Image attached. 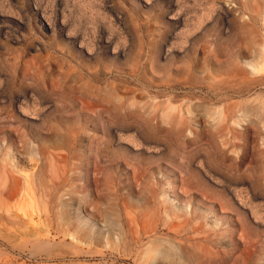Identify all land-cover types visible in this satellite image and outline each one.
<instances>
[{
  "label": "rangeland",
  "instance_id": "374dc122",
  "mask_svg": "<svg viewBox=\"0 0 264 264\" xmlns=\"http://www.w3.org/2000/svg\"><path fill=\"white\" fill-rule=\"evenodd\" d=\"M0 166V264H264V0H0Z\"/></svg>",
  "mask_w": 264,
  "mask_h": 264
},
{
  "label": "bare ground",
  "instance_id": "6f19581e",
  "mask_svg": "<svg viewBox=\"0 0 264 264\" xmlns=\"http://www.w3.org/2000/svg\"><path fill=\"white\" fill-rule=\"evenodd\" d=\"M16 97H17V96H16ZM108 124H109V123H108ZM0 167H1V166H0ZM52 167H53V166H52ZM223 175H224V174H223ZM14 178H15V177H14ZM14 178H13V179H14ZM224 179H225V178H224ZM227 181H228V180H227ZM26 182H27V181H26ZM229 183H230V181H229ZM231 183H232V182H231ZM27 184H28V182H27ZM27 184H26V185H27ZM230 187H231V186H230ZM228 188H229V187H228ZM7 213H8V212H7ZM22 215H23V214H22ZM15 218H16V217H15ZM49 225H50V224H49Z\"/></svg>",
  "mask_w": 264,
  "mask_h": 264
}]
</instances>
